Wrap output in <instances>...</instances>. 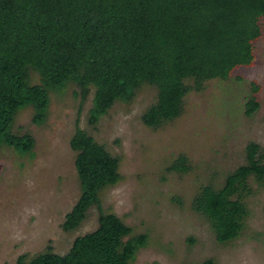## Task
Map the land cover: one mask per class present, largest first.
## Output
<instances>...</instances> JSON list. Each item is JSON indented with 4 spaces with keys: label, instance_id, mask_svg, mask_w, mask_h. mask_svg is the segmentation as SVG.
I'll return each mask as SVG.
<instances>
[{
    "label": "trees",
    "instance_id": "1",
    "mask_svg": "<svg viewBox=\"0 0 264 264\" xmlns=\"http://www.w3.org/2000/svg\"><path fill=\"white\" fill-rule=\"evenodd\" d=\"M263 30L264 0H0V146L31 153L32 136L12 131L15 115L32 107L31 123L43 124L49 93L68 84L82 99L93 89L90 125L116 102L130 101L140 86L154 87L156 100L141 122L157 129L182 114L188 92L251 66ZM30 71L39 84L29 83ZM258 108L251 97L244 115ZM69 144L80 194L61 225L66 232L76 230L91 207L100 209V191L121 178L118 157L79 126ZM187 162L179 155L169 169L188 172ZM250 180L264 181V150L255 142L247 143L244 164L220 189L204 186L194 197L193 210L209 221L218 243L240 235ZM147 243L146 234L132 235L120 218L100 211L97 228L76 237L65 254L47 247L16 264H129Z\"/></svg>",
    "mask_w": 264,
    "mask_h": 264
},
{
    "label": "rangeland",
    "instance_id": "2",
    "mask_svg": "<svg viewBox=\"0 0 264 264\" xmlns=\"http://www.w3.org/2000/svg\"><path fill=\"white\" fill-rule=\"evenodd\" d=\"M254 54L252 65L229 79L209 80L200 92H188L182 114L157 129L141 122L156 100V89L147 84L130 101L116 102L95 125L88 123L93 89L82 99L74 84L49 93L41 125L31 123L32 107L20 110L12 131L30 134L34 148L20 155L0 146V264H16L19 256L47 247L65 254L76 237L97 228L100 211L116 215L132 235L148 236L129 264H264V181H249L247 214L233 241L218 243L209 221L192 208L202 187L220 189L244 164L248 142L264 150V30ZM29 83L39 84V76L30 71ZM251 97L259 108L246 117ZM76 126L118 157L121 178L100 191V209L91 207L81 225L66 232L61 225L80 194L69 144ZM179 155L186 156L188 172L169 169Z\"/></svg>",
    "mask_w": 264,
    "mask_h": 264
}]
</instances>
